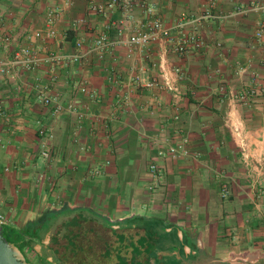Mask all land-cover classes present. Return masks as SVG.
<instances>
[{
	"label": "crops",
	"instance_id": "0c3cea01",
	"mask_svg": "<svg viewBox=\"0 0 264 264\" xmlns=\"http://www.w3.org/2000/svg\"><path fill=\"white\" fill-rule=\"evenodd\" d=\"M208 2L150 0L168 28L184 15H198ZM214 3L219 14L237 5ZM49 8L61 10L58 37L37 43L68 55L76 52L77 39L89 52L100 33L126 39L145 20L136 4L126 20L121 9L109 17L92 14L89 0H0V34L13 36V46L0 49V57L31 44L27 32L46 29ZM79 19L86 25L73 29ZM257 19L188 26L184 32L196 33L205 46L185 55L166 44H150L128 57V48L118 46L102 59L91 53L86 62L59 70L54 91L64 105L79 100L85 113L81 122L77 114L54 115L35 99L30 85L38 77L47 80L46 67L23 72L18 80L0 76V99L10 116L0 118V211L7 226L27 232L57 217L45 238L53 244L57 237L65 240L71 264H264V175L257 164H246L226 125L228 117L243 123L249 152L260 162L264 53L253 39ZM241 66L248 71L240 74ZM175 68L183 73L180 98L134 82L137 76L161 78L163 69ZM82 80L96 99L78 92ZM223 85L227 95L220 92ZM253 85L260 94L251 107L232 99ZM37 122L53 140L40 136ZM182 142L188 156L159 155ZM44 145L52 150L49 160L41 155ZM153 164L157 177L150 172ZM261 179L259 199L253 184ZM225 184L230 194L223 199ZM73 221L77 226L65 233L64 225ZM56 223L63 229L52 235Z\"/></svg>",
	"mask_w": 264,
	"mask_h": 264
},
{
	"label": "built area",
	"instance_id": "2783aa9c",
	"mask_svg": "<svg viewBox=\"0 0 264 264\" xmlns=\"http://www.w3.org/2000/svg\"><path fill=\"white\" fill-rule=\"evenodd\" d=\"M69 1V0H64ZM215 2V1H214ZM210 3L200 14L195 16L184 15L180 21L175 25L174 28H168L164 25L162 19L157 16L156 8L150 3V0H106L101 2L100 0H89V12L94 15L101 17H109L117 9H121L125 19L130 20L132 18V9L134 4L143 12L145 20L140 24H137L134 32L129 35L126 39L111 40L107 32L100 33L88 52H83L85 41L83 39H77L75 50L76 52L68 55L58 50H43L37 42L46 40H55L58 37L57 30L55 29V23L60 18L61 10L57 8H49L46 14V29L38 30L29 33L27 32L26 38L28 39L29 45H18L12 56L0 57V76L7 77L8 79L18 80L20 74L23 72H34L44 67L47 68V80L43 81L40 77L35 79V82L30 85L31 90L35 93V99L38 103L44 107H50L54 115H61L62 113L68 112L70 114H77L79 122L85 117V113L80 110L78 104L79 100L75 97L66 105L61 101V95L54 91L57 86L60 75L59 70L63 68H69L76 64H82L87 61L89 54L95 53L98 58L102 59L105 54L109 51H113L118 46H126L129 50L128 57L132 56L135 48H143L150 44H166L172 46L173 50L179 55H185L191 50H200L205 46V41L198 36L196 33H186L184 29L188 26L197 27L199 24L205 21H216V20H230L237 16H244L249 13L262 14L264 15V4L252 2L249 6L236 5L232 11L224 14H215L212 9L215 3ZM86 25V19H79L73 23V29H78ZM176 30V36L173 35V31ZM253 39L259 46L262 47L264 53V17L259 20L255 25ZM13 46V36L9 33L0 34V49L9 50ZM218 48H222L221 43H217ZM249 67L241 66L239 73L247 72ZM220 71L217 70V73ZM175 74V79L172 80L169 74ZM167 72L163 69L161 78H154L144 81L139 76L134 78V82L137 84H143L148 89H158L167 91L173 95L175 99L180 98L182 95L181 88L178 81L183 77L181 69L175 68ZM253 80L256 81L258 76L257 73H253ZM28 85V84H27ZM26 85V87H27ZM23 86V85H22ZM22 86H18L17 90L21 92ZM29 86V85H28ZM78 92L82 95H86L91 99H96V94L91 92L87 87L85 80H82L78 88ZM220 92L223 95H227L228 91L223 85L220 87ZM259 89L253 85L248 91L241 94L235 95L232 99L245 107H251L255 99L259 96ZM3 101L0 99V118H4L9 121L10 116L7 114L2 106ZM39 125V134L41 137H46L49 140H53L54 135L44 128L41 122H37ZM226 125L231 131L233 138L240 148L242 156L246 164L252 167H259L260 172L264 175V149L263 157L260 162L253 160L251 152L248 147L250 146L247 132L245 131L242 122L234 121L231 117L226 120ZM76 135V133L74 134ZM76 140V138H75ZM264 148V141L262 142ZM0 145L4 146L2 138L0 137ZM166 154L176 158L179 156H188L189 151L187 149L186 142H182L178 145L168 148L167 152L160 151L159 155L164 157ZM44 159L49 160L52 156V150L44 145L41 152ZM263 167V168H261ZM6 171H9L7 168ZM150 172L154 177L158 176L159 168L156 164L150 166ZM261 180H255L254 188L258 198H262ZM154 189L153 186L150 190ZM230 194V189L227 184L221 188V197L227 198ZM0 225L7 226L8 219L0 211Z\"/></svg>",
	"mask_w": 264,
	"mask_h": 264
},
{
	"label": "trees",
	"instance_id": "16d2710c",
	"mask_svg": "<svg viewBox=\"0 0 264 264\" xmlns=\"http://www.w3.org/2000/svg\"><path fill=\"white\" fill-rule=\"evenodd\" d=\"M68 36H70V38H73L74 34L70 32ZM56 219L58 218L53 216L50 219V221H48L43 226L38 225L27 232H21L19 230H16L15 228L5 226L8 240L9 242L17 245L23 253H25L27 249H31L32 251L35 252L36 251L35 244H37V242L42 241L50 233L52 226L51 223ZM75 226H77V223L76 221H73V222H68L66 225H64V228L68 230L71 227H75ZM54 244H60V239L58 237L54 239ZM64 249L69 251V247ZM135 256H137V253L135 254ZM123 264H128V263L126 262Z\"/></svg>",
	"mask_w": 264,
	"mask_h": 264
},
{
	"label": "rangeland",
	"instance_id": "374dc122",
	"mask_svg": "<svg viewBox=\"0 0 264 264\" xmlns=\"http://www.w3.org/2000/svg\"><path fill=\"white\" fill-rule=\"evenodd\" d=\"M209 2H208V4H210V3H213L215 0H208ZM233 2H235V3H237V5L238 6H240V5H244V6H249L252 2H257V3H259V4H264V0H232ZM235 7V6H234ZM234 7L231 9V10H229V11H232L233 9H234ZM212 11H213V9H212ZM228 11V12H229ZM201 13V12H200ZM199 13V14H200ZM213 13H214V11H213ZM227 13V12H226ZM215 14H219V13H215ZM221 14H224V13H221ZM250 15H257L258 16V19H257V22L259 21V20H261V19H263V17H264V15H262V14H255V13H249V14H247V15H244V16H237L236 18H233V19H230V20H240V19H243V18H247V17H249ZM206 22V21H205ZM256 22V23H257ZM65 220H68V219H65ZM58 223V222H57ZM56 223V227H55V229L53 230V234L52 235H54L55 233H56V231L59 229H63V227H61V226H57V225H59V224H57ZM63 231L65 232V233H67V229L65 230V229H63ZM50 244H52V246L53 247H55V248H59V251L57 252V256H53V257H51V261L53 262V263H55V264H71L70 263V257H69V255H70V253H69V251H67V250H65L64 249V244H65V240H61L60 241V244H61V247H59L58 245H60V244H53V243H51V241H48ZM26 252L31 256V257H33L35 254L33 253V251L31 250V249H27L26 250Z\"/></svg>",
	"mask_w": 264,
	"mask_h": 264
},
{
	"label": "water",
	"instance_id": "95a60500",
	"mask_svg": "<svg viewBox=\"0 0 264 264\" xmlns=\"http://www.w3.org/2000/svg\"><path fill=\"white\" fill-rule=\"evenodd\" d=\"M46 240L48 242L49 237ZM0 264H30L26 254L17 245L9 242L6 227L2 225H0Z\"/></svg>",
	"mask_w": 264,
	"mask_h": 264
},
{
	"label": "flooded vegetation",
	"instance_id": "af4514ba",
	"mask_svg": "<svg viewBox=\"0 0 264 264\" xmlns=\"http://www.w3.org/2000/svg\"><path fill=\"white\" fill-rule=\"evenodd\" d=\"M58 246L61 247V244ZM35 247L37 248H35V252L33 251L35 254L33 257H31L32 255L30 256L27 252H25L30 264H55L50 259L53 256H57L59 248H55L52 246V244L46 242V238L40 242H37Z\"/></svg>",
	"mask_w": 264,
	"mask_h": 264
}]
</instances>
